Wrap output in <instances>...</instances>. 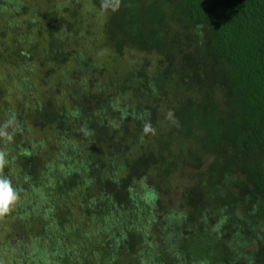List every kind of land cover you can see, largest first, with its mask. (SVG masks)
Masks as SVG:
<instances>
[{
	"label": "trees",
	"instance_id": "16d2710c",
	"mask_svg": "<svg viewBox=\"0 0 264 264\" xmlns=\"http://www.w3.org/2000/svg\"><path fill=\"white\" fill-rule=\"evenodd\" d=\"M101 2L0 0V131L12 136L0 137L9 161L0 175L18 190L22 177L41 167L52 182L28 192L34 195L27 200L20 194L0 217V248L14 247L10 264H30L23 252L35 242L44 255L59 254L61 264H171L179 256L170 245L179 239L191 264H252L240 256L243 245L221 242L226 227L240 228L244 220L223 218L216 236L200 229L201 218L216 212L203 215L213 190L201 178L184 192L186 206L159 229L163 245L151 246L141 224L146 246L137 258L140 236L131 232L132 218L154 220L152 205L121 184L153 181L157 164L161 182L148 195L161 197L160 187L189 174L188 160L212 157L208 181L222 173L215 186L224 192L213 209L232 212L231 184L244 185L247 215L264 221V0H120L116 11ZM225 91L222 102L218 94ZM15 92L20 99L11 105L7 98ZM166 105L171 109L164 116ZM13 116L14 124L2 128ZM146 125L152 131L145 132ZM30 127L50 130V139L40 138L50 141V152L56 144L60 156L68 152L54 169L40 162L42 146L35 147ZM123 204L114 218L111 209ZM91 218L103 228L82 230Z\"/></svg>",
	"mask_w": 264,
	"mask_h": 264
},
{
	"label": "rangeland",
	"instance_id": "374dc122",
	"mask_svg": "<svg viewBox=\"0 0 264 264\" xmlns=\"http://www.w3.org/2000/svg\"><path fill=\"white\" fill-rule=\"evenodd\" d=\"M105 12V11H104ZM116 67L122 65V63H117L114 64ZM113 65V66H114ZM31 66V65H30ZM114 66V67H115ZM203 67H206L205 64L202 63ZM210 67V66H209ZM208 67V68H209ZM220 99H222V102H224L225 100H227L229 94L228 91H225L224 93L218 94ZM19 94H17L15 92V94L8 96V100H10V104L11 105H15V102L17 103L16 100H19L20 97ZM22 96V95H20ZM17 98V99H15ZM22 99V98H21ZM144 101V99H142V102ZM136 109L137 104L135 103L133 105ZM171 107L169 106H165L164 109V116L166 115L167 111L170 110ZM151 113L149 116L153 118V112H148ZM137 116V114H136ZM163 116V115H162ZM134 118H132L133 120ZM156 121V119H155ZM16 123H18V121H16ZM133 124V123H132ZM131 124V125H132ZM39 129V128H38ZM30 130H32L35 133V139H37V144H35V147H37V145H41L42 149H40L38 151V153H42L43 156V161L40 162L43 163L44 167L46 166V168H48V170L50 171L51 169H54V162L58 159H61L62 156L65 157V154H68V152H64L62 151V154L60 156V152H58L61 148V145L56 144L55 147L52 149V151L50 152V148H51V144L50 141L47 142V139L44 140H40V138L42 137H47L48 139H50V130H37V128L34 127H30ZM40 132H43L44 134H41ZM42 141V142H41ZM47 143H44V142ZM47 150V153H45L44 150ZM219 150H223L225 149L223 143L222 146L218 147ZM0 150L3 151V148H0ZM58 150V151H57ZM41 151V152H40ZM56 154V156H55ZM67 159V158H66ZM187 159V158H186ZM68 160V159H67ZM212 161V157H207L205 158V160H200L199 162H195L193 161V159L188 160L186 162V164L188 166V170L187 173H189L188 175H190L188 177L187 176H175L173 178V180H171L172 185L170 187H160L162 188V190L160 189L161 192H163L162 196L160 197L158 196H152V195H148L149 194V190L152 188V186H158L160 184V180L159 177L161 174L160 171V167H158L157 164L154 165V170L155 172L152 174V180L151 182L147 181V179L145 178H137V179H126L124 180L125 182L121 184V187L123 188H127L128 186L131 188L130 192L132 193L133 197L136 198L138 201H144L145 198L149 199L151 205H152V209H151V213L153 212V216H154V220L152 219V216H150L148 218V216L143 217L142 215L136 216L134 218H132V226H131V232L134 234V236H140L141 234V224L144 222L145 226H148V230L147 232L150 234L148 235L150 238V245L151 246H156V245H161L163 243V240L160 239L162 237V233L161 230H159L163 225L166 227V222H171V218L176 215L177 211L180 210V205L182 203H186V199L183 197L184 196V192L186 193L188 191V188H190V186L192 185H197L196 182L198 181L199 178H201V181H204L205 187H207L209 190H213L212 192H210V199L212 201L211 205L208 207V209H203V215L206 216L207 212H211L212 210H216V212L214 213L213 218L207 217V221L203 219V222L200 225V229H206L208 228L209 231H207V235L209 233V235L211 236H216L217 232L221 226V228L223 227L224 224L219 225L220 222L224 221L223 218H227L228 220H232L235 216H237V218H241V220H244V223L240 228H227L226 227V235L222 238L221 242H225L226 241L233 245L234 247L238 246L239 243L241 245H243V251L241 250V254L240 256H244L242 257L243 260L246 261V259L253 258L252 260V264H264V221L261 222V220H257V218H251L247 215L246 212V208H247V198H248V194H247V190L245 188L244 185H240V186H235L233 184H231V186L234 187V191L235 194L233 196L232 200V204L229 206L231 208H233L232 212L229 210H225V208L222 209L223 212L218 211L217 209H213L214 208V204H220L219 202V198H222L224 196V192L221 190V187L218 189L216 188V184L220 185L221 181L223 180L222 177L223 174H218V173H214V183H211L208 181V175L210 170L208 169L209 164ZM17 168H14V170L12 171L14 177L15 175L17 176L18 173H16ZM44 170V169H43ZM43 170L41 169V167H39L37 169V172L34 171V173H29L27 174V178L26 177H22L24 179V182L20 183L18 190H19V195L21 194L26 200L29 197H32L34 195L30 194L28 192L34 191L36 190V188L38 187H47L49 188V186H51V180L48 176V174H44ZM42 174H38L41 173ZM123 171V170H122ZM38 176L40 177L39 180H35V177ZM236 177L237 180L238 179H243L241 173L240 175H237ZM234 177V178H236ZM177 182V183H176ZM159 183V184H158ZM230 184V182H229ZM80 186L82 187L83 185L80 184ZM79 187V186H78ZM120 187V186H119ZM120 187V188H121ZM244 190H241V189ZM82 190V189H80ZM199 191L197 192V198H201L202 197V193L200 191V189H198ZM22 191V193L20 192ZM159 191V192H160ZM240 191V192H239ZM241 191H243L244 193H242ZM83 192V191H81ZM46 194H42L43 196H47L48 192H45ZM223 193V195H222ZM204 195V194H203ZM82 195H80L79 197H81ZM84 197V196H83ZM86 198V197H84ZM94 201H95V197ZM43 199V197H42ZM45 200H40V202H44ZM77 202H79V200H76ZM187 204V203H186ZM185 204V206H186ZM126 205L123 204L121 209L116 206L115 208H112L110 211V214L113 215V217L115 218V216L117 215V213H121L123 212L124 209H126ZM174 207H177V210L175 211ZM188 209V207H186ZM121 210V212H120ZM199 210H201V208H199ZM78 214H75L76 217H79L81 214L79 212H77ZM173 215V216H172ZM228 215V217H227ZM200 216V215H199ZM73 217V216H72ZM71 217V218H72ZM198 217V216H197ZM70 218V219H71ZM174 218V217H173ZM226 219V220H227ZM168 220V221H167ZM69 222L67 221V224ZM86 223L87 224V228L85 229V226L82 225V230L89 231V232H93L90 229L94 228L93 230H98L101 228H103L100 223H97L96 220H94L93 218H91V220H87ZM113 224L111 230L113 231L114 229H116V225H115V220L112 218L111 222ZM227 224H229V222H227ZM158 227V228H157ZM66 228V227H65ZM183 228V227H182ZM67 232L68 233H73V228H70L69 225H67ZM240 231H243L244 235L241 236L240 235ZM247 233L249 234H253L255 236V240L256 241H252L254 238L252 237V240L248 237L247 238ZM112 234V233H111ZM96 235V234H95ZM100 235H96V238H99ZM100 239V238H99ZM179 240V239H178ZM178 240L176 241V244L174 243L171 246V253H177V255L179 256V259L171 264H191V262H189V260H183V256H182V250H181V245L180 243H178ZM251 240V241H250ZM167 243L169 244V241H167ZM173 243V242H172ZM20 243H18L19 245ZM36 245V242L34 243ZM34 244L30 245L27 244L25 247V251L23 252V255L25 256L24 258L29 259L30 260V264H61L58 259L59 254H57L54 250H50L48 254H43V252H41L40 250L36 249V246H34ZM136 245L138 247L134 248L136 254H137V258L142 259V255H143V251L142 248L144 246H146L145 243H143L141 236L138 238ZM163 245V244H162ZM46 247V246H45ZM44 247V248H45ZM82 247V244H78V248L77 250H80ZM223 248V246H222ZM9 251L4 252L3 248H0V264H10L9 262L15 258L16 256L13 255L11 253L10 249H14L13 246H11L10 248H8ZM34 251V252H32ZM131 251L133 252V250L131 249ZM228 252V250H227ZM232 254H234V258L237 259L239 257V255L235 256V253H233V251H231ZM245 254V255H244ZM22 257V256H21ZM20 256L18 257L19 259L21 258ZM42 259V260H41ZM41 260V261H40ZM136 260V259H135ZM134 260V261H135ZM239 260V258L237 259ZM197 261V260H196ZM104 260L100 261V259L98 261H96L95 264H106L103 263ZM250 263V261H249ZM248 263V264H249ZM150 264H154V262H151ZM170 264V263H169Z\"/></svg>",
	"mask_w": 264,
	"mask_h": 264
},
{
	"label": "clouds",
	"instance_id": "9594fccd",
	"mask_svg": "<svg viewBox=\"0 0 264 264\" xmlns=\"http://www.w3.org/2000/svg\"><path fill=\"white\" fill-rule=\"evenodd\" d=\"M101 6L105 9L111 8L112 11H116L120 6V0H102ZM15 122V116L7 120L2 128L7 129ZM145 132L152 131L150 125L145 126ZM0 137L5 141H11L12 136L6 131H0ZM7 153L0 150V172L9 163L6 159ZM19 200V191L13 187L12 181L9 177L0 175V217L8 214L12 207Z\"/></svg>",
	"mask_w": 264,
	"mask_h": 264
}]
</instances>
